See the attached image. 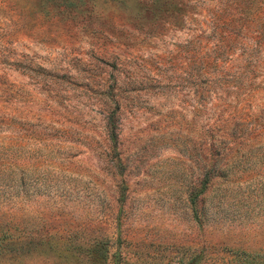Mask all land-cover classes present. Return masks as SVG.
I'll return each instance as SVG.
<instances>
[{"label": "rangeland", "instance_id": "obj_1", "mask_svg": "<svg viewBox=\"0 0 264 264\" xmlns=\"http://www.w3.org/2000/svg\"><path fill=\"white\" fill-rule=\"evenodd\" d=\"M67 2L0 0V264H264V0Z\"/></svg>", "mask_w": 264, "mask_h": 264}, {"label": "trees", "instance_id": "obj_2", "mask_svg": "<svg viewBox=\"0 0 264 264\" xmlns=\"http://www.w3.org/2000/svg\"><path fill=\"white\" fill-rule=\"evenodd\" d=\"M51 1H53V2L57 1L58 3L61 2V4H62V3H63V4H69V3L67 2V0H51ZM78 1H80V3H85V2H88L89 0H78ZM73 2H74V1H71L72 4H73Z\"/></svg>", "mask_w": 264, "mask_h": 264}]
</instances>
